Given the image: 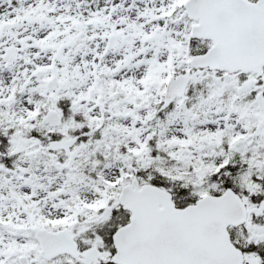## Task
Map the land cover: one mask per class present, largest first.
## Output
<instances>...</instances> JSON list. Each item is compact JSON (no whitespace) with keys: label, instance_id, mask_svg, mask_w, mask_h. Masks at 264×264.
Segmentation results:
<instances>
[{"label":"snow or ice","instance_id":"obj_1","mask_svg":"<svg viewBox=\"0 0 264 264\" xmlns=\"http://www.w3.org/2000/svg\"><path fill=\"white\" fill-rule=\"evenodd\" d=\"M0 264H264V0H0Z\"/></svg>","mask_w":264,"mask_h":264}]
</instances>
